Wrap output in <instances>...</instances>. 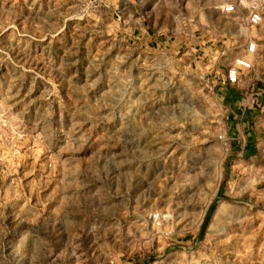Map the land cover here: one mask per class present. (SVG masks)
<instances>
[{
	"label": "rangeland",
	"instance_id": "rangeland-1",
	"mask_svg": "<svg viewBox=\"0 0 264 264\" xmlns=\"http://www.w3.org/2000/svg\"><path fill=\"white\" fill-rule=\"evenodd\" d=\"M226 32L264 81L256 0H0V264H264V118L240 155L198 62Z\"/></svg>",
	"mask_w": 264,
	"mask_h": 264
},
{
	"label": "crops",
	"instance_id": "crops-1",
	"mask_svg": "<svg viewBox=\"0 0 264 264\" xmlns=\"http://www.w3.org/2000/svg\"><path fill=\"white\" fill-rule=\"evenodd\" d=\"M232 38V34L228 32L221 36L207 37L209 49L206 52H209V54L199 57L198 62L203 64V62L209 61V64H212L209 66L212 72L210 70L208 74L211 75L213 81L214 94L224 105L225 112L228 118L231 119L229 134L236 135V138L244 140L245 144L240 155L247 157L254 153V148H249V144H246V142L251 141L252 136L256 134L261 125L259 123L258 126L255 120L259 115H261L259 119L264 118V81L259 73L260 63L263 59L260 60L259 57L257 62L254 59L252 69L243 72L238 85H229L226 82L228 69L234 65L238 58L251 55L247 50L248 43L243 45L241 52H232ZM203 41V37L198 39L199 45L197 48L200 51H204V49H201L204 44Z\"/></svg>",
	"mask_w": 264,
	"mask_h": 264
},
{
	"label": "built area",
	"instance_id": "built-area-1",
	"mask_svg": "<svg viewBox=\"0 0 264 264\" xmlns=\"http://www.w3.org/2000/svg\"><path fill=\"white\" fill-rule=\"evenodd\" d=\"M258 4L264 3V0H256ZM234 11V7H229L226 9V12H232ZM249 24L254 27H258L263 23V14L255 10L253 11L249 16ZM256 45L251 44L249 46V52H255ZM252 68V65L249 61L246 59H239L236 61V65L234 67H231L227 73V81L230 85H237L240 81L241 71L242 70H250Z\"/></svg>",
	"mask_w": 264,
	"mask_h": 264
}]
</instances>
